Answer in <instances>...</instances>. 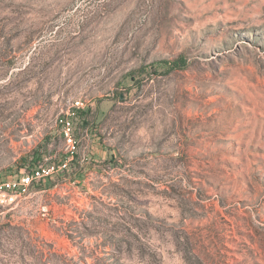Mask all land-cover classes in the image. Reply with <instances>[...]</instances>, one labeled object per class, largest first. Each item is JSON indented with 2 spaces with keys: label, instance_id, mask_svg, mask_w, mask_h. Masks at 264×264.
I'll return each instance as SVG.
<instances>
[{
  "label": "rangeland",
  "instance_id": "1",
  "mask_svg": "<svg viewBox=\"0 0 264 264\" xmlns=\"http://www.w3.org/2000/svg\"><path fill=\"white\" fill-rule=\"evenodd\" d=\"M47 165L0 264H264V0H0V183Z\"/></svg>",
  "mask_w": 264,
  "mask_h": 264
},
{
  "label": "built area",
  "instance_id": "2",
  "mask_svg": "<svg viewBox=\"0 0 264 264\" xmlns=\"http://www.w3.org/2000/svg\"><path fill=\"white\" fill-rule=\"evenodd\" d=\"M82 104L80 102H75L74 108H79ZM69 127H65V143L66 147L70 152H73L75 149V140L72 138V136L68 132ZM54 171L53 165H47V166H41L35 170H33L30 174H26L25 177H22L20 182H3L0 183V190H7L16 193L17 191L19 193L24 192L26 189L25 187H22V185H29L32 180H39L45 176H48L52 174ZM9 198L12 200L13 197L9 196Z\"/></svg>",
  "mask_w": 264,
  "mask_h": 264
},
{
  "label": "trees",
  "instance_id": "3",
  "mask_svg": "<svg viewBox=\"0 0 264 264\" xmlns=\"http://www.w3.org/2000/svg\"><path fill=\"white\" fill-rule=\"evenodd\" d=\"M43 150L44 151H46L47 152V148L46 147H44L43 148ZM42 157V152H34L33 154H32V158H34V159H40ZM59 162H61V161H59ZM61 165L63 164L62 162L60 163ZM39 167H41V166H39ZM39 167H34L33 169H31L30 170V172H29V174L33 171V170H35V169H37V168H39ZM51 175V174H50ZM50 175H48V176H45V177H43V178H41V179H45V178H48ZM40 180V179H39ZM33 181V180H32ZM31 181V182H32Z\"/></svg>",
  "mask_w": 264,
  "mask_h": 264
}]
</instances>
